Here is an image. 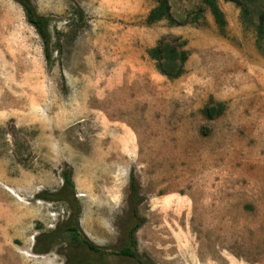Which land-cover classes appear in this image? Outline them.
I'll return each instance as SVG.
<instances>
[{"label": "rangeland", "instance_id": "obj_1", "mask_svg": "<svg viewBox=\"0 0 264 264\" xmlns=\"http://www.w3.org/2000/svg\"><path fill=\"white\" fill-rule=\"evenodd\" d=\"M157 1L31 0L48 64L20 5L0 0V264H137L118 255L131 176L142 261L264 264V0H217L223 31L202 0H168L170 21L150 24ZM164 36L187 41L175 79L147 54ZM65 170L78 239L101 259L48 237L68 226V206L42 198Z\"/></svg>", "mask_w": 264, "mask_h": 264}, {"label": "trees", "instance_id": "obj_2", "mask_svg": "<svg viewBox=\"0 0 264 264\" xmlns=\"http://www.w3.org/2000/svg\"><path fill=\"white\" fill-rule=\"evenodd\" d=\"M22 8L27 22L33 26L36 33L41 39L43 54L46 62L49 64L51 61V35L49 31V20L48 18L39 15L36 12L31 0H14ZM203 4L210 10L216 25L221 31L226 26V21L222 11L220 10L217 0H202ZM240 6V5H238ZM242 16L246 14V9L241 6ZM170 21V5L168 0H158L156 7H154L147 17V22L152 24L161 20ZM257 46L261 51V39L263 38L264 31L260 28L257 30ZM187 41L183 40L181 37L164 36L159 39L157 44L148 49L147 54L151 60L156 63V68L158 71L170 79H175L180 77L184 71V64L187 61L189 52L186 49ZM222 112V106L216 104L215 106H206L203 109V114L208 120H213ZM62 186L61 188L53 193L44 194L42 196L44 200L55 202V203H65L70 214L68 216V226L64 227L60 231H52L48 233V237L53 241L59 235L66 234L71 236V241L84 249H87L93 253H97L101 259L104 255L103 252L94 246L86 238L78 239V216L80 213V207L75 198V187L71 179V174L69 171H63L62 174ZM130 195L128 198V205L130 207L128 220L123 223L122 229L125 234V245L118 252V255L129 258L132 262L137 264H152L148 259L142 261L136 250V238L135 233L143 225L144 219L138 214V205L141 202V197L139 196V188L137 181L134 176H131L130 182ZM34 252L37 254H42L48 252L47 248H38L37 243L34 245ZM67 264V263H66Z\"/></svg>", "mask_w": 264, "mask_h": 264}]
</instances>
